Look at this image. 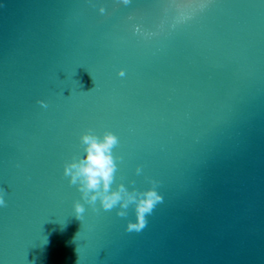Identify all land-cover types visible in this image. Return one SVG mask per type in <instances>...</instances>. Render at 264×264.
Segmentation results:
<instances>
[{"label":"water","instance_id":"water-1","mask_svg":"<svg viewBox=\"0 0 264 264\" xmlns=\"http://www.w3.org/2000/svg\"><path fill=\"white\" fill-rule=\"evenodd\" d=\"M138 2L0 0V264H264V0ZM86 131L139 232L64 174Z\"/></svg>","mask_w":264,"mask_h":264},{"label":"clouds","instance_id":"clouds-1","mask_svg":"<svg viewBox=\"0 0 264 264\" xmlns=\"http://www.w3.org/2000/svg\"><path fill=\"white\" fill-rule=\"evenodd\" d=\"M124 2L127 3L128 0ZM100 11L103 12V8ZM79 139L84 146V154L65 163L64 174L69 177L71 183L78 182L82 197L89 202L94 203L99 198L104 210H111L119 204L117 215L124 217L131 204L134 219L126 221V230L137 232L142 230L146 225L147 215L151 214L155 205L161 201V196L154 188L129 192L122 184L110 191L116 170L112 149L118 143V138L113 132L106 131L102 136H97L86 131L81 133ZM3 205L4 200L0 195V206ZM74 208L77 214L83 211L79 203L74 204Z\"/></svg>","mask_w":264,"mask_h":264},{"label":"snow or ice","instance_id":"snow-or-ice-1","mask_svg":"<svg viewBox=\"0 0 264 264\" xmlns=\"http://www.w3.org/2000/svg\"><path fill=\"white\" fill-rule=\"evenodd\" d=\"M127 5H132L134 7H141V4L138 2V0H128ZM172 7H179V8H192V7H204L206 5H193V4H188V3H182L178 5H171Z\"/></svg>","mask_w":264,"mask_h":264}]
</instances>
